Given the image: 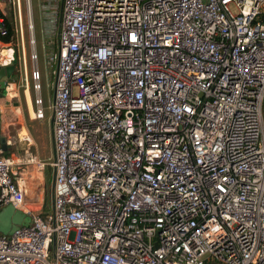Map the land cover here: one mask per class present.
Here are the masks:
<instances>
[{"label":"built area","instance_id":"2783aa9c","mask_svg":"<svg viewBox=\"0 0 264 264\" xmlns=\"http://www.w3.org/2000/svg\"><path fill=\"white\" fill-rule=\"evenodd\" d=\"M40 12L53 155L16 162L0 147V206L30 218L0 234V264H264V0H40ZM33 30L30 0H0V68L24 97ZM30 80L42 121L36 66Z\"/></svg>","mask_w":264,"mask_h":264},{"label":"rangeland","instance_id":"374dc122","mask_svg":"<svg viewBox=\"0 0 264 264\" xmlns=\"http://www.w3.org/2000/svg\"><path fill=\"white\" fill-rule=\"evenodd\" d=\"M31 3V17H32V22H33V36H34V40H35V52H36V56H37V60L32 61L31 57V53H30V48H29V44L25 41V47H26V65H27V71H28V75H29V87H30V93L31 96L33 98V92H32V83L30 80V73L33 70V68L36 66L40 72L41 75V98L43 100V111H44V115H45V120L40 122V121H29L28 119L26 120V125L27 128L30 132V135L32 137V139L35 142V145H33L32 147H30V153L33 154L34 156L37 155L39 156L41 159H46L47 156L50 154V150L52 151V144H51V139H52V135H51V127H50V119H51V113L48 110V101L50 99L51 96V82H52V78L50 76V70L48 69L47 65H46V37H45V33H44V22L42 19V14L40 12V0H30ZM10 84H13L12 88L14 89L16 94H19L18 100L16 102H19L21 104H23V99H22V81L19 80V75H15V78L13 80L9 81ZM16 84V85H14ZM5 93V91H4ZM13 102V103H16ZM12 103V104H13ZM14 110V107L9 106L7 108H2V112L8 111V112H12ZM24 111V108H23ZM25 113V112H24ZM263 116H264V110H263ZM4 121H6V117H4ZM21 124V123H20ZM19 124V126H20ZM13 133V137L15 136V130L13 129L12 131ZM15 142H17L15 139L13 140ZM17 147V149H16ZM23 145H14L12 147V150L10 151V153L15 154V156L19 157V158H28V156L25 155V153L23 152ZM50 157V155H49ZM35 171V170H32ZM32 179L35 177L34 175H29L28 178ZM34 186H30V190H33ZM46 198L50 201L51 198V182H49V184L46 185ZM45 209L48 210L49 209V205H45ZM15 218H18L17 223H19L21 221V217L20 216H15ZM14 218V219H15ZM3 224H5L4 226L8 229H12L15 225H17L16 222H14V220H10V221H2Z\"/></svg>","mask_w":264,"mask_h":264},{"label":"crops","instance_id":"0c3cea01","mask_svg":"<svg viewBox=\"0 0 264 264\" xmlns=\"http://www.w3.org/2000/svg\"><path fill=\"white\" fill-rule=\"evenodd\" d=\"M15 78V73L13 74V76L10 78V80H13ZM9 81V80H8ZM23 93V92H22ZM10 97H13V95L10 93L9 94ZM30 95V92H29ZM19 94H16V97L13 99H7L5 97V94L3 95V97H0V137L4 140L3 146L5 147V155L7 156H11L13 160H15L16 162L23 160V158H19L17 156H15V154L10 153V151L12 150V147L14 145H23V152L28 153L30 155V147H32L33 145H35L34 140L32 139L30 132L27 128L26 125V120L28 119L29 121H34L31 117H33L32 113H33V105H32V97L30 95V107H31V111L32 113L29 111V105L27 102V97H24V94L22 95V99H23V104L16 102L18 100ZM16 102V103H13ZM13 103V104H12ZM9 106L14 107V110L12 112H2V108H7ZM24 108V111H23ZM29 109V110H28ZM25 112V113H24ZM4 117H6V121H4ZM45 120V119H44ZM42 120V121H44ZM36 121V120H35ZM40 121V122H42ZM21 123V124H20ZM20 124V126H19ZM50 127H51V119H50ZM13 129L15 130V136L13 137ZM51 129V128H50ZM52 135V134H51ZM16 140L17 142L13 141ZM51 144H52V151L50 150V157L49 155L47 156L46 159H41L39 156L35 155L39 160L43 161V162H48L53 155V143H52V139H51ZM1 141H0V147H1ZM17 149V147H16ZM20 167H16L14 168V172H17L18 169ZM39 177L38 179L39 184H41V189L40 191L37 193L40 197L43 198L44 203H43V209L45 212L49 211L51 209L52 206V185H53V169L52 167H50L49 165H47L45 167V170L43 171V173H39ZM23 178H26L25 176L22 177L21 179L23 180ZM49 182H51V198L50 201L46 198V185L49 184ZM27 185L29 186V194L33 195V191L30 190V183L28 182ZM49 205V209L46 210L45 209V205ZM15 216H20L21 217V221L19 223H17L18 218H15ZM15 218V219H14ZM10 220H14V222L17 223V225H15L12 229H7L2 223V221L6 222V221H10ZM30 224V218L29 216L23 212L22 210L16 209L14 208L12 205H2L0 206V234L2 235H8L10 234L14 229L19 228V227H25L28 226Z\"/></svg>","mask_w":264,"mask_h":264},{"label":"water","instance_id":"95a60500","mask_svg":"<svg viewBox=\"0 0 264 264\" xmlns=\"http://www.w3.org/2000/svg\"><path fill=\"white\" fill-rule=\"evenodd\" d=\"M14 67L8 66L5 68H0V91L4 90L5 87V79H10L13 76ZM2 149L5 150L3 146L4 140L0 137Z\"/></svg>","mask_w":264,"mask_h":264},{"label":"bare ground","instance_id":"6f19581e","mask_svg":"<svg viewBox=\"0 0 264 264\" xmlns=\"http://www.w3.org/2000/svg\"><path fill=\"white\" fill-rule=\"evenodd\" d=\"M12 95H13V93H11ZM26 96H27V102H28V105H29V111L32 113V111H31V107H30V95L28 94V93H26ZM32 115H33V113H32Z\"/></svg>","mask_w":264,"mask_h":264},{"label":"flooded vegetation","instance_id":"af4514ba","mask_svg":"<svg viewBox=\"0 0 264 264\" xmlns=\"http://www.w3.org/2000/svg\"><path fill=\"white\" fill-rule=\"evenodd\" d=\"M4 95V90L0 91V97H3Z\"/></svg>","mask_w":264,"mask_h":264},{"label":"trees","instance_id":"16d2710c","mask_svg":"<svg viewBox=\"0 0 264 264\" xmlns=\"http://www.w3.org/2000/svg\"><path fill=\"white\" fill-rule=\"evenodd\" d=\"M263 18H264V16H263ZM4 41H8V38L7 39H4Z\"/></svg>","mask_w":264,"mask_h":264}]
</instances>
